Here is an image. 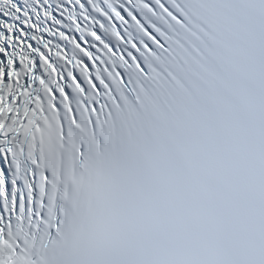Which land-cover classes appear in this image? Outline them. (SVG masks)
I'll list each match as a JSON object with an SVG mask.
<instances>
[{
    "label": "snow or ice",
    "instance_id": "obj_1",
    "mask_svg": "<svg viewBox=\"0 0 264 264\" xmlns=\"http://www.w3.org/2000/svg\"><path fill=\"white\" fill-rule=\"evenodd\" d=\"M0 264H264V0H0Z\"/></svg>",
    "mask_w": 264,
    "mask_h": 264
}]
</instances>
